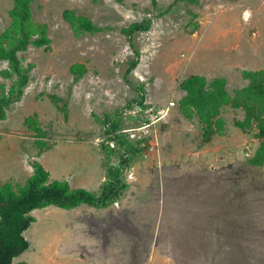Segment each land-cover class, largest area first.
I'll return each instance as SVG.
<instances>
[{
	"label": "rangeland",
	"instance_id": "374dc122",
	"mask_svg": "<svg viewBox=\"0 0 264 264\" xmlns=\"http://www.w3.org/2000/svg\"><path fill=\"white\" fill-rule=\"evenodd\" d=\"M12 5L0 0V33ZM67 9L100 30L75 33L62 16ZM31 11L51 42L18 52L23 67H34L0 120V182L23 184L38 160L51 178L97 191L107 143L97 117L105 114L143 150L124 172L128 188L107 208L34 209L24 232L30 246L14 261L264 264V164L248 163L260 143L257 128L234 126L244 113L225 106L223 132L205 136L198 118L179 108L189 75L222 77L232 96L248 83L243 70L264 68V0H32ZM143 17L151 27L132 37L140 57L127 76L143 85L140 107L123 77L133 52L121 30ZM74 63L85 67L77 81ZM7 67L0 60V71ZM14 78L0 73V94ZM27 117L44 132L41 151Z\"/></svg>",
	"mask_w": 264,
	"mask_h": 264
},
{
	"label": "trees",
	"instance_id": "16d2710c",
	"mask_svg": "<svg viewBox=\"0 0 264 264\" xmlns=\"http://www.w3.org/2000/svg\"><path fill=\"white\" fill-rule=\"evenodd\" d=\"M12 2L9 10L10 23L0 33V60L7 61L8 67L0 73L4 78L12 76L15 78L7 92L0 94V120L6 118V109L11 104L20 101L30 80L29 73L34 67L33 64L23 67L18 52L26 51L29 46L48 48L51 42L47 36L46 25L35 22L32 17V0ZM152 4L156 5V0H152ZM161 14L159 12V15ZM62 16L75 33L100 30L89 19L75 15L71 10H64ZM151 19L143 17L121 30L133 52L132 58L127 60L123 77L126 84L136 90L133 102L140 107H144L143 85L133 84L127 76L137 66L140 57V51L132 37L135 33L147 32L151 27ZM69 69L76 81L85 73V67L81 63H74ZM242 76L248 83L245 87L237 89L232 96L228 94L225 88L226 81L222 77L208 82L204 76L198 74L187 76L180 82V89L184 91V95L179 100V108L186 118L194 116L198 118L205 136L213 132L218 134L223 132L225 121L220 116L223 107L241 109L244 113L243 118L234 119L233 124L242 131L250 129L252 125L257 128L256 137L260 139V143L248 163L261 167L264 164V68L243 70ZM97 120L103 129L102 135L107 139V143L101 144L106 159L102 163L104 179L97 191L71 187L67 180L50 179L49 171L38 160L30 162L32 173L23 184L0 182V264H28L26 261L13 259L30 246L24 237V231L35 222V217L30 214L32 210L50 205L68 210L82 204L94 209H104L116 203L128 188L124 172L143 150L140 140H131L128 134L121 131L119 120L115 116L105 114L102 119L97 117ZM24 123L31 124L37 132L35 144L41 151L45 147V143L41 141L44 132L31 117H27ZM113 156L117 158L116 163L110 160Z\"/></svg>",
	"mask_w": 264,
	"mask_h": 264
},
{
	"label": "crops",
	"instance_id": "0c3cea01",
	"mask_svg": "<svg viewBox=\"0 0 264 264\" xmlns=\"http://www.w3.org/2000/svg\"><path fill=\"white\" fill-rule=\"evenodd\" d=\"M31 171H32V169H31ZM31 173H32V172H31ZM50 179H53V178L50 177ZM83 205H84V204H82V205H80V206H78V207H76V208L68 209V210H71V211H72V210H75V209H78V208L83 207ZM50 206H51V205H50ZM47 207H48V206H47ZM86 207H89V206H86ZM89 208L94 209V208H92V207H89ZM104 209H105V208H104ZM33 213H34V210H32V211L30 212L31 215H33ZM34 217H35V216H34ZM35 221H36V218H35ZM24 232H25V231H24ZM14 259H15V258H14ZM14 259H13V261H14Z\"/></svg>",
	"mask_w": 264,
	"mask_h": 264
},
{
	"label": "built area",
	"instance_id": "2783aa9c",
	"mask_svg": "<svg viewBox=\"0 0 264 264\" xmlns=\"http://www.w3.org/2000/svg\"><path fill=\"white\" fill-rule=\"evenodd\" d=\"M151 109H149L148 111H150ZM151 122V121H150ZM149 124V123H148ZM131 138H133L134 137V135L133 134H130L129 135ZM142 144H143V142H142Z\"/></svg>",
	"mask_w": 264,
	"mask_h": 264
},
{
	"label": "bare ground",
	"instance_id": "6f19581e",
	"mask_svg": "<svg viewBox=\"0 0 264 264\" xmlns=\"http://www.w3.org/2000/svg\"><path fill=\"white\" fill-rule=\"evenodd\" d=\"M30 264V262H28Z\"/></svg>",
	"mask_w": 264,
	"mask_h": 264
}]
</instances>
